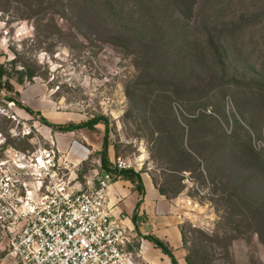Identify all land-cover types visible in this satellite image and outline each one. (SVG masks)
<instances>
[{"label": "rangeland", "instance_id": "374dc122", "mask_svg": "<svg viewBox=\"0 0 264 264\" xmlns=\"http://www.w3.org/2000/svg\"><path fill=\"white\" fill-rule=\"evenodd\" d=\"M0 66L7 140L27 146L3 111L23 105L18 90L72 123L104 115L108 163L121 156L182 198L187 264H264V0H0ZM99 158L75 166L81 181ZM2 247L0 264H15ZM138 247L132 260L149 264Z\"/></svg>", "mask_w": 264, "mask_h": 264}, {"label": "built area", "instance_id": "2783aa9c", "mask_svg": "<svg viewBox=\"0 0 264 264\" xmlns=\"http://www.w3.org/2000/svg\"><path fill=\"white\" fill-rule=\"evenodd\" d=\"M5 103L4 114L16 121L11 134L27 138V146L20 147L0 132L5 257L15 264H136L126 228L107 206L109 186L134 165L117 156L104 168L99 158L92 176L81 181L74 168L89 157L75 162L71 147L60 151L51 136L45 145L35 122L19 115L13 100ZM186 204L198 206L190 199Z\"/></svg>", "mask_w": 264, "mask_h": 264}, {"label": "crops", "instance_id": "0c3cea01", "mask_svg": "<svg viewBox=\"0 0 264 264\" xmlns=\"http://www.w3.org/2000/svg\"><path fill=\"white\" fill-rule=\"evenodd\" d=\"M18 95V100L23 105L30 107L35 112H40L52 123L74 122L70 112L58 110L54 102L43 94L33 96L22 89L18 90ZM17 112L22 117H32V114L21 107L17 108ZM98 126L96 124L93 129L78 128L65 132L56 131L53 134L54 139L51 128L44 125L37 127L46 138L51 136L55 140L57 148L62 152H68L70 147L77 145L78 154L73 155L69 152V156L75 162H79L82 157H89L92 151L100 150L102 141L94 140L93 137L94 131H100ZM109 158L112 160L111 157ZM140 176L141 191L136 188L134 182L124 176L109 186L107 206L112 217L126 228L131 241L138 239V255L144 262L171 264L168 255L147 238V235H153L167 243L178 264H187L180 229L184 212L182 198L168 197L149 177H144L141 173ZM137 203L138 207L136 208ZM133 214L134 219L132 218Z\"/></svg>", "mask_w": 264, "mask_h": 264}, {"label": "trees", "instance_id": "16d2710c", "mask_svg": "<svg viewBox=\"0 0 264 264\" xmlns=\"http://www.w3.org/2000/svg\"><path fill=\"white\" fill-rule=\"evenodd\" d=\"M3 74H4V71L2 69V66H0V85H1V78H2ZM29 76H31V74H29ZM22 79L23 78L20 77L18 79V81L22 82L23 81ZM20 107L23 108L24 110H26L30 114L39 115L41 117V121L43 124L48 125L49 127H55L56 126L60 129H62L63 131H70V130H74V129H78V128L93 129L97 123H102L104 125L103 140H102L100 151H96V152H99V154H100L102 166L104 168H108L109 163H108V157H107V151H108V140H107V138H108L109 129H108V120L104 115L94 116L90 119H87L85 121H80L78 123L69 122L65 125V124H55V123L50 122L40 112H35L30 107H28L26 105H20ZM121 174L125 178L131 180L132 182H136V188L139 191H141L142 180H141V176L138 172H134L131 169H129V170H122ZM137 207H138V203L136 205V208ZM132 218L134 219V214L132 215ZM147 238L149 240H151L157 247H159L163 253L168 255L171 264H178L176 257L172 253V250H171V248H169L167 243H165L164 241H162L161 239H159L153 235H147Z\"/></svg>", "mask_w": 264, "mask_h": 264}]
</instances>
